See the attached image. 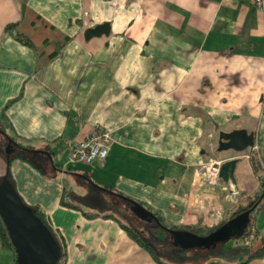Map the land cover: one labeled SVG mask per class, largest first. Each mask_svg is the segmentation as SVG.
Returning <instances> with one entry per match:
<instances>
[{
	"label": "crops",
	"instance_id": "obj_1",
	"mask_svg": "<svg viewBox=\"0 0 264 264\" xmlns=\"http://www.w3.org/2000/svg\"><path fill=\"white\" fill-rule=\"evenodd\" d=\"M24 6L70 37L40 68L36 50L5 32ZM104 22L109 35L86 39ZM0 123L52 151L55 171L14 159L11 172L63 240L65 264H158L116 220L63 205L64 193L86 194L87 174L168 226L213 227L246 205L262 186L252 147L218 151L217 140L220 131L254 134L264 168V15L247 0H0ZM100 128L112 134L108 156L68 163L70 145ZM212 159H238L235 181L199 171ZM251 221L258 247L264 202ZM0 264H15L1 239Z\"/></svg>",
	"mask_w": 264,
	"mask_h": 264
},
{
	"label": "trees",
	"instance_id": "obj_2",
	"mask_svg": "<svg viewBox=\"0 0 264 264\" xmlns=\"http://www.w3.org/2000/svg\"><path fill=\"white\" fill-rule=\"evenodd\" d=\"M5 32L12 34L16 39L36 50L39 55L38 68L56 58L70 39L68 35L58 30L27 6L22 8L20 20L8 24ZM0 157L5 159V174L8 175L12 184H14V179L11 163L14 159L28 162L44 175L58 168L53 160L49 145L38 148L31 141H23L7 131L6 126L2 123H0ZM250 159L254 172L262 182L260 191L250 195L246 205H241L213 227L202 225L168 226L158 214L144 207L141 202L116 191L112 187L97 185L87 174L82 180V183L87 185V193L77 195L65 191L62 203L67 207L82 211L88 218L102 216L116 220L129 237L148 251L158 264H217L224 261L229 264H247L264 256L263 239H261V244L258 247H254L255 241L258 240V234L249 244H237L239 239L248 233L254 212L262 207V202H264V168L259 153L252 151ZM1 180L2 176H0V182ZM139 206H143L153 213L156 219L149 220L141 217L136 211ZM32 207L35 214L50 228L61 246L62 254L57 264H65L66 247L63 240L50 225L46 214L40 208ZM246 212H250L248 226L240 237L231 238L235 240L233 244L228 243L229 239L202 247L186 249L180 245H175L173 242L172 232L174 230L185 229L199 236H208L227 221ZM0 239L3 247L14 253L15 264H17L15 248L1 218ZM201 249L206 250L202 251ZM210 258L212 259L210 260Z\"/></svg>",
	"mask_w": 264,
	"mask_h": 264
},
{
	"label": "water",
	"instance_id": "obj_3",
	"mask_svg": "<svg viewBox=\"0 0 264 264\" xmlns=\"http://www.w3.org/2000/svg\"><path fill=\"white\" fill-rule=\"evenodd\" d=\"M111 24L104 22L85 31L86 39L94 36L109 35ZM254 134L245 129L220 131L217 150L233 149L243 151L253 146ZM238 159L224 161L220 167V178L228 183L235 181V169ZM137 213L149 220L156 216L143 206L137 207ZM249 214H239L224 223L208 236H199L188 230L180 229L172 232L173 242L182 248H196L218 241H227L240 237L249 223ZM0 218L16 251L17 264H57L61 258V246L50 228L39 218L32 206L27 204L7 174L0 182Z\"/></svg>",
	"mask_w": 264,
	"mask_h": 264
},
{
	"label": "built area",
	"instance_id": "obj_4",
	"mask_svg": "<svg viewBox=\"0 0 264 264\" xmlns=\"http://www.w3.org/2000/svg\"><path fill=\"white\" fill-rule=\"evenodd\" d=\"M254 8L259 10L264 15V0H247ZM113 141L111 131L108 129L100 128L90 134L86 140L76 144L70 145L67 154V162L70 164L84 163L92 164L97 160H104L108 154L110 145ZM259 153V145L254 142L252 151ZM223 161L210 160L202 163L199 171H202L211 181L218 182L220 178V167ZM257 229L252 223L249 227L248 233L243 235L237 244H249L255 238Z\"/></svg>",
	"mask_w": 264,
	"mask_h": 264
},
{
	"label": "rangeland",
	"instance_id": "obj_5",
	"mask_svg": "<svg viewBox=\"0 0 264 264\" xmlns=\"http://www.w3.org/2000/svg\"><path fill=\"white\" fill-rule=\"evenodd\" d=\"M253 151H254V150H253ZM255 152H256V151H255ZM1 164H2V166H1V167H2V168H1V171H5L6 163H5V162H2ZM259 220H260V217H259ZM258 223H259V221H258ZM234 242H235L234 239H230L228 243L233 244ZM254 247H257V244H256V243L254 244ZM201 250H202V251H205L206 249H201ZM211 259H212V258H210V260H211ZM210 260H209V261H210ZM224 262H227V261H224ZM227 263H228V262H227Z\"/></svg>",
	"mask_w": 264,
	"mask_h": 264
}]
</instances>
